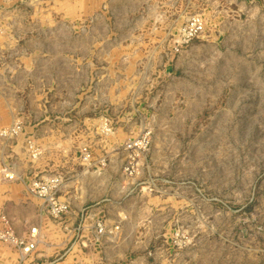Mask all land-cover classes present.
I'll return each mask as SVG.
<instances>
[{
  "label": "rangeland",
  "instance_id": "obj_1",
  "mask_svg": "<svg viewBox=\"0 0 264 264\" xmlns=\"http://www.w3.org/2000/svg\"><path fill=\"white\" fill-rule=\"evenodd\" d=\"M14 93L0 136L68 205L36 197L43 262L264 264V0H0Z\"/></svg>",
  "mask_w": 264,
  "mask_h": 264
},
{
  "label": "crops",
  "instance_id": "obj_2",
  "mask_svg": "<svg viewBox=\"0 0 264 264\" xmlns=\"http://www.w3.org/2000/svg\"><path fill=\"white\" fill-rule=\"evenodd\" d=\"M22 103L20 96L15 93L9 98L0 96V130L10 125L16 117L22 115L23 118L26 115L23 113ZM17 105H19L18 109ZM23 139V134L17 140H8L0 136V165L3 162L10 169V163L14 160L16 165L13 170L21 175L24 181L8 180L5 178L4 170L1 169L2 165L0 166V217L7 218L21 238L27 237L32 227L44 222V218L40 215V200L27 188L30 180L43 170L37 171L39 164H35L34 168L30 167L29 161L23 158L24 153L21 148ZM13 250L10 246L0 245V264H12L16 261ZM43 260L45 256L38 253L36 262Z\"/></svg>",
  "mask_w": 264,
  "mask_h": 264
},
{
  "label": "built area",
  "instance_id": "obj_3",
  "mask_svg": "<svg viewBox=\"0 0 264 264\" xmlns=\"http://www.w3.org/2000/svg\"><path fill=\"white\" fill-rule=\"evenodd\" d=\"M201 21L194 19L192 27H190L189 32L185 31L189 37L198 32L202 28ZM10 131V130H9ZM4 135H8L7 131H2ZM15 129H12L10 134H15ZM143 136L144 138H136L126 144V149L136 152L143 150L147 147L149 143V138ZM31 144V143H29ZM31 147V145H30ZM89 157V155H86ZM88 157H85L87 159ZM6 177L11 180L21 179V177L15 172L9 169L7 166L4 168ZM58 177L48 176V177H34L27 184L28 190L38 199L42 200L44 204H47V212L55 219H61L62 215L66 213L68 205L65 202L57 199L55 197L56 187L59 184ZM5 219V217L3 218ZM7 222V220H5ZM100 230H103L102 225H99ZM40 230L36 227L30 229L29 235L25 238L19 237L11 227H1L0 228V241L6 245H9L16 249L18 254L16 264H34L36 261V252L40 242ZM35 264H53V262H36Z\"/></svg>",
  "mask_w": 264,
  "mask_h": 264
}]
</instances>
